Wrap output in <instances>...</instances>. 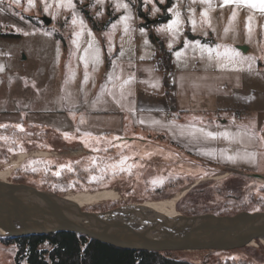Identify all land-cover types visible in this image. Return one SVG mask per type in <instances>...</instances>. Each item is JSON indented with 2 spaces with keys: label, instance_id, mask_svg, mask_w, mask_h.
Masks as SVG:
<instances>
[{
  "label": "rangeland",
  "instance_id": "obj_1",
  "mask_svg": "<svg viewBox=\"0 0 264 264\" xmlns=\"http://www.w3.org/2000/svg\"><path fill=\"white\" fill-rule=\"evenodd\" d=\"M21 1L20 16H11L8 25L3 24L0 29L2 33L18 35L0 37V115H5L0 119V176L10 183H24L58 195L101 188H113L119 193L114 202L82 207L92 212L147 200L175 199L182 189L188 191L176 208L183 215L264 210V174L191 163L189 158L174 152L176 149L164 137L135 128L130 119L114 120L86 107L93 93L91 89L81 91L84 77L73 69L74 46L67 39L79 28L63 27L71 24L73 11L86 23L81 6L96 17L94 0H73L75 8L67 10L56 7L60 0H46L52 5L48 13L41 0H33L35 7H29L28 0ZM26 13L40 17L41 28L26 20ZM42 16L50 18L49 25L42 22ZM23 32L35 35L25 36ZM55 35H62V39ZM263 43L262 31L258 47L262 62ZM99 49L103 50L101 46ZM73 70L75 76L70 79ZM89 80L92 82L90 77ZM81 100L82 107L78 105ZM36 151H47L49 155L36 157L32 155ZM19 153L27 154L25 161L19 159ZM122 158L124 165L112 167L119 165ZM35 161L50 163H32ZM63 165H71L72 171L65 167L59 177L53 175ZM217 176L223 177L213 178ZM91 177L97 179L90 182ZM254 242L226 250L181 252L178 256L198 264H264L263 246ZM39 247L52 249L47 241ZM15 250L14 244L0 242V264H14ZM45 258L48 259L47 254Z\"/></svg>",
  "mask_w": 264,
  "mask_h": 264
},
{
  "label": "crops",
  "instance_id": "obj_2",
  "mask_svg": "<svg viewBox=\"0 0 264 264\" xmlns=\"http://www.w3.org/2000/svg\"><path fill=\"white\" fill-rule=\"evenodd\" d=\"M140 1L145 18L139 17L134 7L138 0H103V4L94 0L97 8L96 17L93 16V12L89 13L97 28H92L85 18L86 30L81 37L80 49L82 52L87 47L89 39L87 31L90 30L98 47L101 46L103 50L100 51L101 62L97 70L93 71L90 63L88 66L92 82L89 80L87 84H83V89H91L93 94L87 99L86 107L102 112V115H109L114 120L130 119L135 128L164 137L177 150L174 152L189 158L188 161L191 163L201 166L211 164V167L230 171L264 174V144L260 140V137H264V62L258 58L260 35L262 31L264 32V13L243 6L220 7L221 0H209L211 8L208 4L199 3V0L196 3L192 0H172V4L166 9L162 8L166 0L164 3L160 0H151L147 4L145 0ZM21 3L19 6H10V0H3V3H0V29L3 24L8 25L11 16H20ZM117 3L127 4V12L124 8L117 10ZM154 7L158 9L155 14ZM170 8L179 11L182 28L171 52L168 49L171 37L166 33L157 32L159 26L167 24L174 18L168 11ZM202 11H207L210 20V26H204L207 35L200 31ZM164 12L169 18L164 22H156ZM233 12L236 13L234 18ZM126 14L132 17L128 22L131 42L129 43V34H125L123 26L118 24L111 41L113 51L109 54L106 33L112 32L111 25ZM108 18H111V21L104 27L103 23ZM191 20L196 21L195 32L192 30ZM63 28L75 30L72 24ZM226 28L229 29L227 34L224 31ZM248 28L251 29L250 33ZM141 29L144 30L143 35ZM63 34L68 36V33ZM73 38H67L71 45ZM145 39L149 41L148 45H144ZM185 40L206 48H217L218 51L230 48L233 52L240 53L241 58L253 59L251 62L245 60L241 71H219L208 66L206 54L205 59L201 60L198 52H193L190 48L185 49ZM121 45L125 50L122 57ZM166 51L170 52L171 59L170 82L173 85L175 102L173 107L166 96L162 64L156 62V57L161 56L163 59V52ZM176 51L184 52L180 60L174 55ZM79 54L72 55L71 62L75 67L73 69H76L78 75L80 73L83 78L85 69L77 59ZM141 56L145 59L141 60ZM193 56L197 58L193 60ZM113 61H116V67H113ZM130 61L133 67H129ZM108 73H113V76L119 75L120 80L113 79L110 82ZM129 73L135 74V81L124 89L125 95L129 90L132 93L125 100L121 99L119 85ZM157 81L159 87L153 88L151 85ZM102 86L111 89L113 95L102 91ZM82 100L78 102L79 106ZM117 100L119 104L116 103ZM130 107L134 114L128 111ZM4 116L0 115V119ZM193 117H196V120L193 121ZM154 121L159 123H153ZM193 128H203L212 132L216 139L203 137L193 139L188 134ZM250 128L253 129L251 132ZM181 129L185 130L184 135H181ZM222 132L229 134L226 139L219 135ZM197 135L199 136V133ZM229 156L234 157V161H229L227 159Z\"/></svg>",
  "mask_w": 264,
  "mask_h": 264
},
{
  "label": "water",
  "instance_id": "obj_3",
  "mask_svg": "<svg viewBox=\"0 0 264 264\" xmlns=\"http://www.w3.org/2000/svg\"><path fill=\"white\" fill-rule=\"evenodd\" d=\"M41 20L45 25L51 22L46 16ZM131 206L86 211L64 195L0 181V229L5 232L0 236L72 232L118 248L146 251L226 250L264 241V210L169 217Z\"/></svg>",
  "mask_w": 264,
  "mask_h": 264
},
{
  "label": "trees",
  "instance_id": "obj_4",
  "mask_svg": "<svg viewBox=\"0 0 264 264\" xmlns=\"http://www.w3.org/2000/svg\"><path fill=\"white\" fill-rule=\"evenodd\" d=\"M171 4L172 0H166V4L162 6V8L166 9ZM141 6L142 4L140 0H138L136 5H134L138 16L145 18V14L143 13ZM80 10L91 24L92 28L96 29L97 25L88 9L81 6ZM24 18L33 24L40 26V17L24 15ZM168 18L169 15L164 12L156 19V22H164ZM110 21L111 18H108V20L103 23V26H107ZM15 36L18 35L12 33H0V37ZM55 36L56 38L62 39V35ZM161 68L164 70L166 96L173 107L175 102L173 96V85L170 82L171 59L170 52L168 51L163 52V64ZM32 155L45 158L49 155V153L47 151H36L35 153H32ZM26 156V153L18 154L21 161L23 159L25 161ZM187 191L188 189H182L180 192L175 194L179 195V193H181L178 198L176 197L177 202L186 195ZM105 194L107 195L104 196ZM64 196L80 207H85L88 205H98L104 202H114L118 200L119 193L113 188H101L93 191L82 190L69 192ZM45 241L52 246L50 251L40 249L39 246ZM0 242L15 245L16 250L14 254V264H21L22 262H24V264H198L178 256L181 252L191 251H146L123 249L97 240H90L86 236L77 235L72 232H57L45 235H26L18 237L2 236L0 237ZM253 243L255 242L251 241L250 245H253ZM259 243L262 245L261 242ZM45 254L48 255V259L45 258Z\"/></svg>",
  "mask_w": 264,
  "mask_h": 264
},
{
  "label": "snow or ice",
  "instance_id": "obj_5",
  "mask_svg": "<svg viewBox=\"0 0 264 264\" xmlns=\"http://www.w3.org/2000/svg\"><path fill=\"white\" fill-rule=\"evenodd\" d=\"M98 3H103V0H97ZM151 0H145V3H150ZM161 3H164V0H160ZM193 3H196L197 0H192ZM0 3H3V0H0ZM21 3V0H10V6L12 5H16L19 6ZM41 3L43 4V10L45 13L49 12V8L52 7L51 4L47 3L46 0H41ZM199 3L201 4H208V7L211 8L212 5L209 3V0H199ZM28 5L29 7H35V4L33 3V0H28ZM230 5H235L236 7H246L248 9H256L261 13H264V0H221L220 3V7H227ZM57 8L63 7L66 10L67 9H74L75 5L73 4V0H60L59 3L56 4ZM117 10H119L120 8H124L127 12L128 9V5L124 4V3H117L116 5ZM27 10V9H26ZM158 11V9H156L154 7L153 9V14H155V12ZM170 13L173 14L174 18L172 20H170L167 24L161 25L157 28V32L158 33H166L168 34L171 39L169 40L168 43V49L171 52L172 51V46L173 43H175L178 39V36L181 34L182 32V28H181V20H180V13L179 11L175 10L174 8H170L168 10ZM236 13L233 12V18L235 17ZM201 16V27H200V31L204 32V26L205 25H209L210 26V20L208 19V13L207 11H202L200 13ZM53 19H55V15H53L52 17ZM132 19L130 14H126L124 16H122L120 18V20L117 23H114L111 25L112 28V32L110 33H106V35L108 36V52L109 54L112 53L113 48L111 46V41H112V36L114 35V32L119 25L123 26V32L125 34H129V43L130 41V25H129V21ZM251 19V18H249ZM71 24L74 28H79V31H74L73 33V39L71 40L72 45L74 46V51L72 53L73 56H76L77 53H80L77 56V59L79 60L80 63L83 64L84 69H85V74H84V80H83V84H87L88 80H89V74H88V66L89 63H91L93 65V71L97 70V66L100 64L101 60H100V49L95 41V38L92 34V32L90 30L87 31V35L89 37L88 41H87V47H85L83 49V51L81 52L80 49V43H81V37L83 36L85 30H86V25L84 24V22L82 20H80L77 16V14L73 11V15H72V20H71ZM191 24H192V30L193 32L197 31V24L195 20H191ZM17 31L19 32L20 30L17 29ZM141 35H143L144 30L141 29ZM214 31V30H213ZM225 34L228 33L229 29L226 28L225 30ZM248 32H251V29L248 28ZM205 35H207V32H204ZM23 35L28 36V35H35V33H29V32H23ZM43 35L45 36H49L51 35L50 33H43ZM149 41L147 39L144 40V45H148ZM184 47L185 49H191V51L193 52H198L200 54L199 58L201 60L205 59V54H206V59L209 62L208 66H212L215 67L217 70L219 71H241L242 69V65L244 64L245 60L251 62V60L253 59L252 57H246V58H241L240 57V53L238 52H233L230 48H225L223 51H218L217 48H206L201 46L198 43H191L187 40H185L184 43ZM218 48L220 46H217ZM125 54V50L123 49V45H121V51H120V56L122 57ZM175 57L177 58V60H180V58L184 55L183 51H176L174 53ZM59 58H60V48H59V44H57L56 46V62L59 63ZM197 57L193 56L192 59L195 60ZM264 58V57H262ZM141 60L145 59L144 56L140 57ZM113 67L117 66L116 61H113ZM134 65L131 64V61L129 62V67H133ZM186 66V65H185ZM0 71H3V68L0 67ZM75 76V72L73 70L72 72V76L70 77V79H74ZM108 79L110 82L114 80L119 81L120 80V76L116 75L113 76V73H108ZM135 81V74L134 73H129L127 78L123 80L122 83H120L119 88L121 90L120 95H121V99H127L128 95H131V91L129 90L127 92V95H125L124 89L131 85L133 82ZM141 83H144V81H141ZM153 88H158L159 87V82L157 81L156 83L151 85ZM81 91H83V85L81 88ZM102 91L107 92L108 95L112 96L113 93L111 91V89H106L104 86H102ZM117 104H119V100L116 101ZM129 112H133L132 108L130 107L128 109ZM134 114V112H133ZM192 120H196V117H193ZM81 123H83V119H81ZM139 123H143V121H139ZM153 123H159L158 121H154ZM191 123V121H190ZM17 127L19 128L20 126L17 125ZM22 130V129H21ZM253 129L250 128L249 131L251 132ZM184 129L180 130L181 135H184ZM199 133V136L197 135ZM188 134L190 136L193 137V139H198L200 137L203 138H207V139H216V135L213 134L212 132L209 131H205L203 128H193L191 131L188 132ZM220 136L224 137L225 139L228 137V133L227 132H222L219 133ZM67 138V137H66ZM114 139H119V137H114ZM140 139H143V137H140ZM261 143L264 144V137H260ZM87 146V145H86ZM11 151V149H9ZM96 150V149H93ZM227 159L229 161H234V157H227ZM32 163H45V164H49L50 162L44 161H35ZM125 164V159L122 158L119 162V165H113L112 167H118V166H122ZM67 168L68 171H72V167L71 165H63L61 166V169L54 172L53 175L59 177L60 175V171L63 170V168ZM131 167V166H129ZM121 170H125V169H121ZM33 171H36L35 168H33ZM95 179H97L96 177H91L90 178V182L94 181ZM153 183L155 184L156 181L154 180Z\"/></svg>",
  "mask_w": 264,
  "mask_h": 264
},
{
  "label": "bare ground",
  "instance_id": "obj_6",
  "mask_svg": "<svg viewBox=\"0 0 264 264\" xmlns=\"http://www.w3.org/2000/svg\"><path fill=\"white\" fill-rule=\"evenodd\" d=\"M222 177L223 176H219V177L217 176V177H213V178L219 179ZM137 205H141L143 207L149 208V209L154 210V211H160L161 213H163L164 215L169 216V217L180 215V212L176 209V199L152 200V201H144V202L135 203V204L132 203L133 207L137 206ZM0 230H2V229H0ZM4 234H5L4 231H0V235H4ZM231 243H233V242H225L226 245H229ZM261 243L264 246V241H262Z\"/></svg>",
  "mask_w": 264,
  "mask_h": 264
},
{
  "label": "built area",
  "instance_id": "obj_7",
  "mask_svg": "<svg viewBox=\"0 0 264 264\" xmlns=\"http://www.w3.org/2000/svg\"><path fill=\"white\" fill-rule=\"evenodd\" d=\"M156 62L158 63V64H163V59H162V57L161 56H157L156 57ZM168 116H169V114H167Z\"/></svg>",
  "mask_w": 264,
  "mask_h": 264
},
{
  "label": "flooded vegetation",
  "instance_id": "obj_8",
  "mask_svg": "<svg viewBox=\"0 0 264 264\" xmlns=\"http://www.w3.org/2000/svg\"><path fill=\"white\" fill-rule=\"evenodd\" d=\"M0 181L8 182V180L4 176H0ZM106 195L107 194H105L104 196H106ZM175 199H176V202H177V198H175Z\"/></svg>",
  "mask_w": 264,
  "mask_h": 264
}]
</instances>
